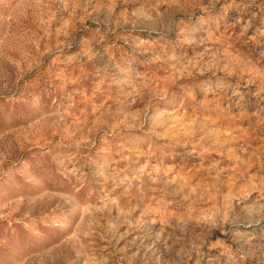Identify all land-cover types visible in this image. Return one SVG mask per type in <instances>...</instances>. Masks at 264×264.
I'll use <instances>...</instances> for the list:
<instances>
[{"label": "rangeland", "instance_id": "1", "mask_svg": "<svg viewBox=\"0 0 264 264\" xmlns=\"http://www.w3.org/2000/svg\"><path fill=\"white\" fill-rule=\"evenodd\" d=\"M0 264H264V0H0Z\"/></svg>", "mask_w": 264, "mask_h": 264}]
</instances>
